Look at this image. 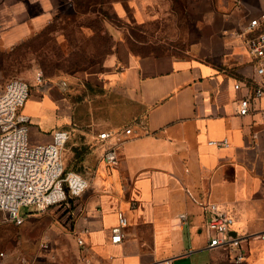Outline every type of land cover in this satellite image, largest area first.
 I'll return each instance as SVG.
<instances>
[{"label":"crops","instance_id":"1","mask_svg":"<svg viewBox=\"0 0 264 264\" xmlns=\"http://www.w3.org/2000/svg\"><path fill=\"white\" fill-rule=\"evenodd\" d=\"M55 1L0 0V46L18 44L58 13ZM236 1L129 0L133 30L108 28L112 43L98 68L31 83L21 112L34 142L69 130L65 163L75 158L68 170L89 186L70 204L27 207L19 239L8 236L0 246V264H55L42 258L50 244L68 254L64 264H264L257 236L264 233V96L239 113L248 89L234 84L250 82L255 70L233 34L247 21ZM246 4L252 13L264 9V0ZM101 131H120L117 169L103 159L116 138L103 141ZM206 201L232 212L234 234L255 235L244 242V260L207 245ZM119 211L128 225L114 243Z\"/></svg>","mask_w":264,"mask_h":264},{"label":"built area","instance_id":"2","mask_svg":"<svg viewBox=\"0 0 264 264\" xmlns=\"http://www.w3.org/2000/svg\"><path fill=\"white\" fill-rule=\"evenodd\" d=\"M236 3V8L245 12L247 21L233 34L242 38L255 70V78L250 82L243 84L238 81L234 84L236 89L243 86L248 89L239 99L238 108L240 114L246 115L254 109L253 101L264 96V9L252 13L246 0H237ZM34 80L38 85H43L47 77L38 71ZM60 81L64 88L67 87L64 80ZM30 94L31 84L21 77L9 79L0 90V212L3 214L0 221H11L17 225L25 220L20 213L21 207L44 210L51 206L67 205L71 198L80 196L89 186V180L83 174L66 171L64 150L70 138L69 130L57 129L50 142L30 143V117L21 112ZM131 131V128L124 129L125 134ZM98 136L103 141L116 138L115 143L106 147L103 159L110 169L119 168L121 158L117 145L123 141L120 131H101ZM211 143L224 145L228 142L223 140ZM203 206L207 215V245L210 248L236 251L234 260H244V242L255 235L234 234L235 217L228 208L209 201ZM180 219L184 221L186 214H180ZM127 225L126 214L119 211L118 223L112 228V242L123 241ZM257 236L264 240V233ZM78 243L83 253L87 254L84 239L78 238ZM43 246L47 248L48 244L44 243ZM83 259L87 260V256L83 255Z\"/></svg>","mask_w":264,"mask_h":264},{"label":"rangeland","instance_id":"3","mask_svg":"<svg viewBox=\"0 0 264 264\" xmlns=\"http://www.w3.org/2000/svg\"><path fill=\"white\" fill-rule=\"evenodd\" d=\"M59 4V12L34 26L27 38L13 46H0V90L13 77L35 83L38 71L53 80H68L90 72L101 65L110 49L112 35L108 28L125 26L133 30L134 9L129 0H121L120 4L125 17L117 13V0H59ZM32 125H29V141L36 144L32 138ZM66 159L68 169L76 165L75 158ZM27 210V207L20 208L21 214ZM2 216L0 212V219ZM12 235L19 239L20 226L11 221H0L1 250L4 249V239ZM50 249L51 252L42 257L43 262L64 264L68 260L63 247L59 251L60 248H53L50 244Z\"/></svg>","mask_w":264,"mask_h":264},{"label":"trees","instance_id":"4","mask_svg":"<svg viewBox=\"0 0 264 264\" xmlns=\"http://www.w3.org/2000/svg\"><path fill=\"white\" fill-rule=\"evenodd\" d=\"M47 79H50V78H47ZM68 88H66V90H67ZM65 167H66V171H70V170H68V167H67V164L65 163ZM73 200V198H71L70 199V201H72ZM71 203V202H70Z\"/></svg>","mask_w":264,"mask_h":264}]
</instances>
